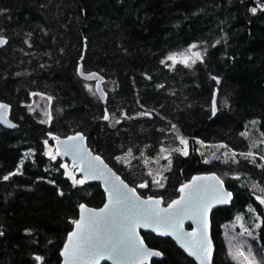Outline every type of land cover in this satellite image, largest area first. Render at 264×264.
I'll return each instance as SVG.
<instances>
[{
    "label": "trees",
    "instance_id": "1",
    "mask_svg": "<svg viewBox=\"0 0 264 264\" xmlns=\"http://www.w3.org/2000/svg\"><path fill=\"white\" fill-rule=\"evenodd\" d=\"M0 36V101L19 124L0 126V264H60L80 205L105 203L49 132H83L141 195L166 205L194 175L216 172L234 198L212 215L214 264H239L223 238L238 217L264 257V0H0ZM186 50L191 62L172 60ZM82 58L85 72L105 77L106 104L79 76ZM37 96L52 99L50 126L28 110ZM204 144L230 159L205 161ZM164 149L166 182L152 189L142 158ZM143 236L164 254L152 264H197L171 238Z\"/></svg>",
    "mask_w": 264,
    "mask_h": 264
},
{
    "label": "water",
    "instance_id": "2",
    "mask_svg": "<svg viewBox=\"0 0 264 264\" xmlns=\"http://www.w3.org/2000/svg\"><path fill=\"white\" fill-rule=\"evenodd\" d=\"M8 43V38L0 36V48ZM83 58L78 66L79 76L87 81L94 82V89L103 104L107 103L108 93L105 90V77L98 72H85ZM34 96V93L31 94ZM218 89L213 98V111L217 112ZM48 125L52 120V99L49 98ZM13 107L9 103L0 101V126L7 129H17L19 124L11 119ZM110 114L105 108L104 121H109ZM54 141L58 154L70 161L76 173L90 182L100 183L106 195L105 203L95 208L86 203L79 207V216L72 230L68 233L61 251L60 264H152L154 259H163L164 254L151 248L144 236L152 233L157 237L171 238L177 246L197 264H214L216 244L212 236V214L215 209L227 206L234 198V193L227 188L225 181L216 173H200L179 187V195L167 205L163 197L143 196L136 187L129 184L105 159L95 153L88 144V137L83 132H76L66 136L48 133ZM114 188L128 196V201L114 208ZM177 208L170 207L175 202ZM207 205V211L201 214V208ZM107 209V210H106ZM155 209L159 217L171 216L178 223L170 227L156 220L144 219L146 211ZM182 209V211H181ZM106 210V211H105ZM90 216H99L101 222L88 229V238L83 240L85 247L95 245L103 247L99 256L87 251L72 255V244L80 234L78 225L88 223ZM159 217L157 219H159ZM191 226V228H188ZM77 233L78 236H74ZM143 250L137 254L126 248L128 240ZM119 244L124 251H111L113 245ZM68 251H65V249ZM154 253H159L155 255Z\"/></svg>",
    "mask_w": 264,
    "mask_h": 264
},
{
    "label": "rangeland",
    "instance_id": "3",
    "mask_svg": "<svg viewBox=\"0 0 264 264\" xmlns=\"http://www.w3.org/2000/svg\"><path fill=\"white\" fill-rule=\"evenodd\" d=\"M195 53L192 50L177 52L172 56L174 62L189 63L194 59ZM94 87V82H92ZM28 110L32 113L38 112L42 116L43 122L48 120V99L45 97H36L33 104L28 106ZM256 136V132H252ZM260 142V140L258 141ZM264 143V142H263ZM54 149V148H53ZM182 154L188 153L187 138H180V145L177 147ZM52 152V151H51ZM58 152V151H56ZM205 161L214 159L229 160L230 155L225 147L221 145H202L200 149ZM54 154V153H53ZM253 154V152H252ZM172 149H164L153 158H142L143 177L149 182L152 189H161L166 182V172L171 165ZM72 178L76 177L75 170L70 168ZM142 185H146L147 183ZM141 185V186H142ZM224 244L232 259L239 264H264V257L257 250V246L253 244L249 231L244 225L242 218H236L232 223L224 227Z\"/></svg>",
    "mask_w": 264,
    "mask_h": 264
},
{
    "label": "snow or ice",
    "instance_id": "4",
    "mask_svg": "<svg viewBox=\"0 0 264 264\" xmlns=\"http://www.w3.org/2000/svg\"><path fill=\"white\" fill-rule=\"evenodd\" d=\"M80 182L82 183L83 181H80ZM113 191H114V195H115V202L113 205L114 208H118L120 205H122L128 201V199H129L128 196L125 193L121 192L118 188H114ZM262 203H264V201H262ZM179 204H180V202L177 201L173 205H171L170 207L177 208L179 206ZM181 211H182V209H181ZM200 211H201V214H203V212H206L207 211V205H204ZM158 217H159V213L155 209H151V210H148L145 212L143 218L147 219V220H156L157 223H161V224H164V225H167L170 227H174L178 223V221L174 217H171V216L159 217V219H157ZM100 222H101V218L99 216H90L87 224L78 225V227L80 228L79 236L77 233H73L74 236H78L77 241L73 242V244H72V255L73 256L77 255L78 253H82L84 251H87L89 254H93V255H97V256H99L100 254L103 253V251H104L103 247H98V246L89 244V245H87V248H86L85 244L83 242V240L85 238H88V229L93 227L94 225L99 224ZM126 248L134 250L137 254H143V250L136 247L130 239L128 240ZM109 250H111V251H117V250L124 251L125 248H121L119 244H115ZM65 251H68V249L66 248ZM154 254L159 255V253H154Z\"/></svg>",
    "mask_w": 264,
    "mask_h": 264
},
{
    "label": "flooded vegetation",
    "instance_id": "5",
    "mask_svg": "<svg viewBox=\"0 0 264 264\" xmlns=\"http://www.w3.org/2000/svg\"><path fill=\"white\" fill-rule=\"evenodd\" d=\"M33 101H34V98H33ZM33 101H32V102H33ZM13 117H14V115H13V110H12L11 119L14 121ZM218 208H219V207H218ZM215 210H216V209H215ZM215 210H214V211H215ZM213 213H214V212H213ZM212 215H213V214H212ZM188 228H191V226H188ZM143 233H145V232H143ZM167 238H168V237H167ZM178 248H179V247H178ZM154 249H155V248H154ZM179 249H180V248H179ZM157 250H158V249H157ZM184 254H185V253H184ZM190 259H191V258H190ZM154 260H155V259H154ZM154 260H153V261H154ZM158 260H160V259H158ZM192 260H193V259H192ZM153 261H152V262H153Z\"/></svg>",
    "mask_w": 264,
    "mask_h": 264
}]
</instances>
